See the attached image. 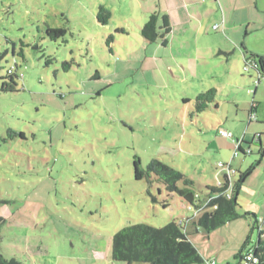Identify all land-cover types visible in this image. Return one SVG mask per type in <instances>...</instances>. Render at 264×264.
Instances as JSON below:
<instances>
[{
	"label": "rangeland",
	"instance_id": "1",
	"mask_svg": "<svg viewBox=\"0 0 264 264\" xmlns=\"http://www.w3.org/2000/svg\"><path fill=\"white\" fill-rule=\"evenodd\" d=\"M225 3L205 9L211 14L201 28L215 40L202 36L195 42L188 27L176 26L167 48L162 39L149 42L141 34L153 13L162 24L163 13L152 0H0V254L5 259L126 264L112 258L117 231L176 221L183 222L204 260L240 264L238 255L264 232V222L246 209L264 201V156L257 152L256 136L250 133L241 142L252 155L230 159L234 140L247 126L262 125L245 121L238 136L228 121L224 128L232 137H223L219 124L225 121L215 125L213 106L197 112L195 97L208 90L218 70L217 57L204 59L199 51L215 49L218 35H226L225 16L238 20L241 7L252 4L247 14L257 16L254 4L262 0ZM100 6L110 12L105 24L97 18ZM48 27L65 32L52 39ZM255 37L264 50V25ZM8 70L14 91L1 90L3 82L12 84ZM226 107L220 108L223 114ZM152 160L191 179L202 199L205 181L220 185L225 179L219 162L241 172L253 166L237 196L240 217L210 232L197 227L199 214L153 174L135 178L134 162L145 171Z\"/></svg>",
	"mask_w": 264,
	"mask_h": 264
},
{
	"label": "trees",
	"instance_id": "2",
	"mask_svg": "<svg viewBox=\"0 0 264 264\" xmlns=\"http://www.w3.org/2000/svg\"><path fill=\"white\" fill-rule=\"evenodd\" d=\"M109 14L110 12L106 8L100 6L97 15L99 22L105 24L109 18ZM158 18L157 13L151 14L141 28V34L149 42H154L160 38L162 39V44L165 45L167 41L166 37L171 31L170 22L168 16L163 15L161 18L162 24L158 26ZM64 32L65 29L63 28L48 27L46 29V34L52 39L62 36ZM247 64H249L248 66L257 67L259 76L264 75V57H260L258 62H255L253 65L249 62H246ZM11 75L7 72V76L12 81V84L3 82L1 86L2 91L15 90V82H13ZM215 96L216 89L214 88L198 93L195 97L196 111L202 112L205 110L215 100ZM239 149L240 152L245 154L241 148ZM251 169L252 167L244 173L239 174L237 179L232 181L233 187L229 198L226 196L228 185L224 183L218 187L206 186V197L202 199L191 188L194 182L180 171L159 160H152L147 165L146 170L142 171L138 166V162H134L136 179H142L145 176L150 178V175L153 174L156 180L164 183L168 192L180 196L190 206V210L193 209L195 213L199 214L194 223L197 227L207 232L240 217L237 212V195L241 184L250 175ZM208 200L209 202H207ZM0 220L3 219L0 218ZM182 223L171 221L159 228L144 223L128 225L113 235L112 258L126 264H204L205 260L194 244L188 239ZM259 235L260 237L256 244L246 253L252 251L257 257V263L255 264H264V238H261V235L264 236L263 230H259ZM245 254L238 255L240 264H243L242 261ZM0 264L20 263L15 259H5L0 254Z\"/></svg>",
	"mask_w": 264,
	"mask_h": 264
},
{
	"label": "crops",
	"instance_id": "3",
	"mask_svg": "<svg viewBox=\"0 0 264 264\" xmlns=\"http://www.w3.org/2000/svg\"><path fill=\"white\" fill-rule=\"evenodd\" d=\"M225 1L227 0H152L153 4L158 6V12L163 13V15H167L170 22L171 31L170 34L166 37V44L163 45L168 48L171 42H173L176 37L174 36V34L176 33V26H182L183 30L184 28L187 29L188 27L190 29L189 32H191V35L189 34V36L195 42H197V39H199V37L201 38L202 36L206 37L207 39L215 40L216 37L214 35L212 36V34L209 35L208 33H204L201 28L205 23L204 20L206 19L207 14H211V11H205V9L208 7V5L212 6L213 8L216 5H218V8L221 6L223 7L226 4ZM252 5L241 7L242 14L238 18V20H229L226 18V16L221 20V27L223 28L222 32L227 36L218 35L217 43L213 46L215 47V49H210V51L205 54L198 49L197 50L199 51V56L201 58L203 57L205 59V56H210L217 57L214 59H218V70L215 69L212 72L211 78L213 80L210 78L208 83L206 84V87H209L208 89H216L215 100L207 107L209 108L210 106H213V110L216 114L215 125L218 126V120H223L225 121V123H220L219 129H226L224 128L226 127V122L230 121V123L234 124L229 128H232L231 130L239 136L241 125L245 121L249 123L253 121L255 124H261V128L258 127V125H255L256 127H252L253 125L247 126L246 130L242 133L239 140L241 142L245 141L246 135H249L250 133L253 136H256L255 139L257 140L256 142H258L259 146L257 152L262 158L264 156V146L262 145V142L257 133L260 131V136L264 135V79H260L256 84L255 81L259 76L257 67L249 66L248 69L244 70V66L246 65V62H249L253 65L255 62H258V59L260 57H264V50L261 49V46H257L255 44L257 42L255 40V32L264 25V0H262L261 4H254L255 9L259 11L257 16L255 14L251 16L249 13L247 14V12L250 11V8H253ZM227 6L231 7L230 5ZM156 9L157 8L153 6V10L151 11L154 12L156 11ZM214 14H219V11L214 10ZM148 15V12H144L142 14L143 20H145L146 16ZM196 25L199 26L196 27ZM169 39L172 41L169 42ZM183 42L185 41L183 40ZM185 46L186 45H183V47ZM195 48H198V45H196ZM197 54L198 52H195V55ZM200 80L202 82V79ZM201 87L203 88L201 90L207 89L204 83H202ZM251 89H253V91H251L252 93L249 92ZM222 104H227L224 114L220 109ZM252 113H255L256 120L251 119L250 115ZM217 129L218 127H216V130ZM240 148L242 151L246 152V150L243 149L241 145ZM214 152L216 153L215 157L218 158V149H214ZM219 152H221V149H219ZM240 153L242 155H252L254 151L250 148V153ZM234 159L235 157L232 158L231 156L230 160L232 161ZM261 161H258V163L260 164ZM228 164L233 173L228 177L227 173L225 174L223 171V175H225L223 177H225V179H219V184H224L228 179H230L231 181L237 179L239 174L244 173L251 167L252 169L250 174H252L253 166H248L247 170L241 172L240 169L242 168L234 171L232 169L231 163L228 162ZM221 169L226 170L225 168ZM215 178L218 179V176H215ZM204 185L205 187L219 186L211 184L210 181H205ZM240 194L241 186L237 196H239ZM246 209L247 211L253 212L257 222H264V201L262 203V206L259 208H252L251 206H248V208Z\"/></svg>",
	"mask_w": 264,
	"mask_h": 264
},
{
	"label": "built area",
	"instance_id": "4",
	"mask_svg": "<svg viewBox=\"0 0 264 264\" xmlns=\"http://www.w3.org/2000/svg\"><path fill=\"white\" fill-rule=\"evenodd\" d=\"M248 65L249 64H247L244 67V69H247L249 67ZM8 72L11 73L12 70H8ZM260 79H264V75L263 76H258V79H256L255 83L257 84ZM251 119L252 120H256L255 113L251 114ZM219 134L221 136L227 137V138H231L232 137L231 132H229V131H227L225 129H221V128L219 129ZM234 144L235 145H234V150H233V153H232V158L236 157L239 154V152H240L239 148H240V145H241V141L236 139V140H234ZM249 152H250V149H247L245 153H249ZM218 166H220V168H225L227 170L228 177L230 175H232L233 171L230 169L229 164L226 165V164H223L222 162H219ZM225 183L228 185L226 196L229 198L230 195H231V192H232L233 182L230 179H228ZM207 202H209V200ZM188 208L190 209V206H188ZM242 263L243 264H255V263H257V257L254 255V253L252 251H250V252L245 254ZM204 264H216V263H215L214 259H208V260H205Z\"/></svg>",
	"mask_w": 264,
	"mask_h": 264
},
{
	"label": "clouds",
	"instance_id": "5",
	"mask_svg": "<svg viewBox=\"0 0 264 264\" xmlns=\"http://www.w3.org/2000/svg\"><path fill=\"white\" fill-rule=\"evenodd\" d=\"M14 62V61H13ZM8 72V71H7ZM9 73V72H8ZM10 74H12V72L10 73Z\"/></svg>",
	"mask_w": 264,
	"mask_h": 264
}]
</instances>
